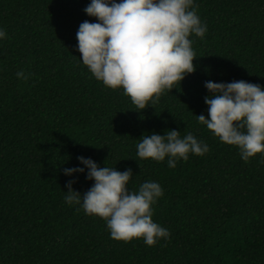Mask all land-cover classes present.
Returning a JSON list of instances; mask_svg holds the SVG:
<instances>
[{
    "label": "trees",
    "instance_id": "trees-1",
    "mask_svg": "<svg viewBox=\"0 0 264 264\" xmlns=\"http://www.w3.org/2000/svg\"><path fill=\"white\" fill-rule=\"evenodd\" d=\"M87 3L0 0V264H264V155L241 159L194 115L207 117V79L264 87V0H195L207 25L190 34L195 70L142 110L81 62L76 30L96 19ZM172 128L208 151L175 167L136 155L141 133ZM77 155L130 167L132 189L158 181L152 219L169 237L116 240L103 218L65 202L62 169ZM72 175L81 193L92 183Z\"/></svg>",
    "mask_w": 264,
    "mask_h": 264
},
{
    "label": "clouds",
    "instance_id": "clouds-1",
    "mask_svg": "<svg viewBox=\"0 0 264 264\" xmlns=\"http://www.w3.org/2000/svg\"><path fill=\"white\" fill-rule=\"evenodd\" d=\"M95 20L81 21L76 30L81 62L104 85L122 88L137 109L158 99L164 90L179 86L195 70L196 57L190 34L203 37L207 30L196 11L195 0H89L83 9ZM6 32L0 27V38ZM16 76L26 78L22 70ZM208 90L204 113L194 114L220 141L234 145L241 159L264 155V87L244 79L203 81ZM136 155L164 160L175 167L189 153L201 155L208 144L191 131L183 135L175 128L143 132L137 138ZM79 164L62 170L70 179L63 199L76 203L86 214L106 222L116 240L142 238L149 246L169 237V230L152 219V205L163 193L158 181L145 179L132 189L130 167L123 170L91 157L77 155ZM83 165V166H81ZM73 173H84L92 181L82 193L73 189Z\"/></svg>",
    "mask_w": 264,
    "mask_h": 264
}]
</instances>
